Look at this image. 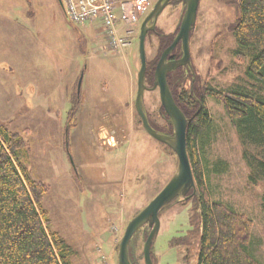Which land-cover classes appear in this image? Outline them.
Wrapping results in <instances>:
<instances>
[{
	"label": "rangeland",
	"instance_id": "obj_1",
	"mask_svg": "<svg viewBox=\"0 0 264 264\" xmlns=\"http://www.w3.org/2000/svg\"><path fill=\"white\" fill-rule=\"evenodd\" d=\"M7 2L10 10L17 14V22H29H24L25 16L18 11L21 7L32 23H47V30L59 42V49L69 47L72 38L61 30L66 23L61 24L60 29L56 22L60 20L59 11L65 19L59 1ZM184 12L183 0H172L159 17L155 31L148 34L147 58L148 63L157 59L155 69L165 49L160 50L163 36H176ZM239 16L238 0L200 1L190 41L192 68L185 70L178 92L186 90L200 101L203 96L212 119L202 153L203 162L209 163L207 174L212 199L224 202L253 220L251 250L264 264V182H250L251 168L244 157L245 146L226 114L224 102L206 90L210 87L226 91L233 85L247 83L248 58L236 54L237 43L232 30ZM77 28L87 31L88 37L95 40V68L87 61L88 53H92L91 46L87 45L84 52L72 56L71 61L79 63L81 73L75 80L78 88L68 89L72 81L69 76L77 67L65 57L66 66L70 68L57 69V87L46 89L43 97L39 94L42 84L36 77L31 87H15L19 95L24 92L23 97H0V122L13 131L22 132L28 141V165L32 175L50 185L44 197V205L50 212V228L72 246L73 262L118 264L117 245L128 222L169 182L177 171L178 158L170 147L145 131L135 108L141 65L140 31L131 46L120 49L121 52H109L99 23L88 24L86 29ZM177 47L179 58L181 45ZM0 66L8 69L4 63ZM48 66L43 61L34 65L42 71ZM129 78L134 82V95L127 102ZM115 81L121 86L118 99L111 97ZM89 82L92 88L87 90ZM100 83L107 85V94L97 91ZM82 86L88 92L84 90L73 103L76 91ZM34 91L37 92L35 97ZM25 92L30 96L26 97ZM64 92L69 96H64ZM196 93L201 94L200 97ZM197 103L200 107V102ZM145 109L154 125L173 133L159 90L145 93ZM220 161L225 163L226 170L216 173L215 164ZM192 197L193 194L177 199L162 211L161 228L153 247L155 264H197L200 220L196 198ZM149 232V227L144 228L130 245L139 264H145L143 249Z\"/></svg>",
	"mask_w": 264,
	"mask_h": 264
},
{
	"label": "trees",
	"instance_id": "obj_2",
	"mask_svg": "<svg viewBox=\"0 0 264 264\" xmlns=\"http://www.w3.org/2000/svg\"><path fill=\"white\" fill-rule=\"evenodd\" d=\"M238 4L240 16L232 30L236 54L248 58L247 83L233 85L226 91L210 87L206 90L224 102L226 114L245 146L244 157L251 168L250 182L256 184L264 182V0H238ZM173 39L170 35L163 36L160 50ZM174 53L177 58L178 47ZM156 62L157 59L148 63L147 83L153 84ZM184 75L185 70L178 68L169 74L168 82L177 104L190 119L187 145L197 185L193 197L200 220L197 264H263L251 250L253 220L212 199L207 174L209 163L203 162L205 155H202L212 119L203 96L198 110L195 95L186 90L178 92ZM149 121L159 132L171 133L154 125L150 118ZM169 122L173 129L170 118ZM29 150L22 132L0 122V264H75L72 246L50 228V212L44 205L50 185L33 177L28 165ZM215 166L216 173L226 170L222 161ZM130 259L133 263L138 261L132 248Z\"/></svg>",
	"mask_w": 264,
	"mask_h": 264
},
{
	"label": "water",
	"instance_id": "obj_3",
	"mask_svg": "<svg viewBox=\"0 0 264 264\" xmlns=\"http://www.w3.org/2000/svg\"><path fill=\"white\" fill-rule=\"evenodd\" d=\"M172 0H157L150 13L144 19L139 34L140 69L138 73L135 108L145 131L154 139L170 147L178 158V168L165 187L139 211L125 228L124 234L117 245L118 264H133L130 259V245L137 233L146 228L150 232L144 243L145 264H155L152 258L155 239L161 228V213L175 200L189 198L197 187L191 157L187 145V129L190 119L177 104L170 85L168 74L178 68H192V54L190 48L191 34L195 27L201 0H183L185 12L179 30L172 43L162 52L157 63L154 84L147 86L148 58L146 50L147 35ZM62 4V0H59ZM153 22L152 25L150 23ZM178 45L182 47V56L168 60L169 55ZM81 83V80H80ZM159 90L162 107L169 116L173 125V134H165L155 129L145 109V93L147 90Z\"/></svg>",
	"mask_w": 264,
	"mask_h": 264
},
{
	"label": "crops",
	"instance_id": "obj_4",
	"mask_svg": "<svg viewBox=\"0 0 264 264\" xmlns=\"http://www.w3.org/2000/svg\"><path fill=\"white\" fill-rule=\"evenodd\" d=\"M10 9L11 7L9 6L7 0L4 2L0 1V65L4 63V65L8 68L7 70H3L0 66V97L6 98L11 95L17 97L19 94L16 93L15 87H18L19 85L22 86L19 88L31 87L33 85L31 82H35V77L40 80L38 83L42 84L43 87V90L41 89L39 94H41V96L46 94V89L57 87V84L55 83L58 78L57 69L66 66L65 57L68 58L70 62H73V65L77 67L69 76L72 81L68 86V89L75 88V80L78 79L81 73V67H79L78 62L75 63V61H71L72 56L75 55L76 52H79L80 54L81 52H84L87 45H90L92 49V53H88L87 61L88 63H91L92 69L95 68L97 61L95 40H91L88 37L87 31H81L77 28V26L75 27V25L69 21L63 7L62 11L65 19L63 18L61 11H59L58 19L60 20L56 22L58 23L60 29L61 24L65 22L66 26L61 30L69 34L72 38V41L68 43L69 47L66 49H59V42L52 35V33L47 30V23L45 21H33L32 23V21H30L25 14V11L20 7L18 11H21V14L25 16V20L23 19L24 22H29H17V14ZM83 28L86 29V27ZM38 61H43L44 63L50 65L46 69L47 72L38 70V68L34 67ZM66 67L68 69L70 68V66ZM130 81V85L127 88L129 93L127 96V102L130 101L134 95V82L132 79H130ZM120 87L121 86L117 83V81L113 82L111 88L114 94L111 97L118 99L117 95L121 89ZM77 88L78 85L76 86V89ZM90 88H92V85L89 82L87 90ZM12 89L14 92L11 91ZM81 90L79 92L78 90L76 91V97L73 103L78 101L84 90L87 91L86 87L83 86ZM97 91H106L107 94V85L100 83L99 87H97ZM25 94L26 97L30 96L28 92H25ZM36 94L37 92L34 91L33 97H35ZM63 94L66 97L69 96V93L64 92ZM23 96L24 92H21L18 97L21 98ZM111 101L113 100L111 99Z\"/></svg>",
	"mask_w": 264,
	"mask_h": 264
},
{
	"label": "built area",
	"instance_id": "obj_5",
	"mask_svg": "<svg viewBox=\"0 0 264 264\" xmlns=\"http://www.w3.org/2000/svg\"><path fill=\"white\" fill-rule=\"evenodd\" d=\"M68 19L75 25L99 23L107 51L121 52L131 46L149 13L150 0H62Z\"/></svg>",
	"mask_w": 264,
	"mask_h": 264
},
{
	"label": "flooded vegetation",
	"instance_id": "obj_6",
	"mask_svg": "<svg viewBox=\"0 0 264 264\" xmlns=\"http://www.w3.org/2000/svg\"><path fill=\"white\" fill-rule=\"evenodd\" d=\"M152 24H153V22L150 23V25H152ZM155 27H156V25H155ZM150 31H155V29H154V30H150ZM150 31L148 32V34L150 33ZM147 36H148V35H147ZM190 41H191V40H190ZM167 47H168V46H167ZM167 47H166V48H167ZM166 48H165V49H166ZM165 49H164V50H165ZM164 50H163V51H164ZM163 51H162V52H163ZM161 55H162V54H161ZM181 56H182V54H181ZM181 56H180V57H181ZM160 57H161V56H160ZM180 57H179V58H180ZM174 59H178V58H176L175 53H174V51H173V52L169 55L168 60H174ZM181 68H182V67H181ZM189 68H190V67H189ZM183 69H184V70H187L188 67H184ZM170 73H171V72H170ZM170 73H169V74H170ZM154 74H155V70H154ZM169 74H168V76H169ZM168 83H169V82H168ZM153 84H154V80H153ZM153 84H152V86H153ZM147 86H148L149 88H152V86H150V85H148V84H147ZM157 90H158V89H157ZM147 91H150V90H147ZM147 91H146V92H147ZM195 100L200 102V107H199V109H198V110H200V109H201V106H202V105H201V101H200L199 99H195ZM143 255H144V254H143ZM152 258H153V253H152ZM153 261H154V260H153ZM144 262H145V259H144ZM132 263H133V262H132ZM154 263H155V262H154ZM133 264H139V261L136 262V263H133Z\"/></svg>",
	"mask_w": 264,
	"mask_h": 264
}]
</instances>
